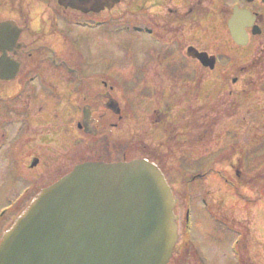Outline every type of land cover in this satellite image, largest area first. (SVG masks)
Instances as JSON below:
<instances>
[{
    "label": "flooded vegetation",
    "instance_id": "flooded-vegetation-1",
    "mask_svg": "<svg viewBox=\"0 0 264 264\" xmlns=\"http://www.w3.org/2000/svg\"><path fill=\"white\" fill-rule=\"evenodd\" d=\"M130 1L134 8V32L130 35L146 36L155 45L146 51L133 45V69L123 71L120 61L124 58L109 54L104 45L107 25L95 29L79 26L82 19L107 23L110 17L102 15L107 10L84 15L77 9V0H0V165L15 162L21 168L20 176L26 179L17 178L14 186L8 187L7 204L0 208V237L44 188L70 172L69 167L63 173L49 172L51 177L45 181L46 152H75L72 166L87 162V156L77 159L80 151L100 153L97 161L117 162V158L125 157L126 146L132 148L124 139L126 120L139 122L142 112L148 114L150 129L156 135L169 137L170 129L177 126L178 133L188 132L194 113L187 110L190 98L199 102L195 115L201 117L202 125L208 124L205 132L227 128L225 134L229 127L255 116L253 105L257 103L252 102L264 93V0H223L236 2L256 16L254 27L248 30L246 48L236 46L230 38L234 47H253V52L243 66H238L230 45H223L224 53L214 56L217 63L211 73L216 78L211 83V95L202 75L195 77L191 89L187 85L186 53L189 47L194 48L187 43V0H121L120 5ZM174 1L182 8L181 18ZM202 1L197 0L196 6ZM109 3L92 0L88 7ZM191 13L197 20L203 18L201 11ZM231 17L229 9L219 15L218 23ZM99 29L106 34L94 37L91 31ZM126 51L130 55L131 50ZM126 86L132 87V96L124 91ZM142 86L152 89L157 99L154 107L148 104L146 110L138 102ZM174 96L178 98L176 112L171 109ZM208 105L214 117L205 122ZM242 114L245 116L241 118ZM215 116L223 118L227 126L213 124ZM179 119L181 127L173 124ZM139 131L140 126L132 134ZM181 248L184 253L185 247Z\"/></svg>",
    "mask_w": 264,
    "mask_h": 264
},
{
    "label": "rangeland",
    "instance_id": "rangeland-1",
    "mask_svg": "<svg viewBox=\"0 0 264 264\" xmlns=\"http://www.w3.org/2000/svg\"><path fill=\"white\" fill-rule=\"evenodd\" d=\"M224 4L223 0H217L216 5L218 7L224 6ZM174 5L178 6V2L174 1ZM229 7L230 5L221 9L225 13ZM111 15L118 16L120 13L115 11ZM161 15H165V10L162 11L161 9ZM224 25H226L225 22L218 26H205L206 28L201 29L199 34L194 31L195 34L192 37H189L190 35L188 34L187 43L189 44L193 41L202 46L198 47L201 50L205 49L210 53H222L219 51V48L223 47L221 43L225 44V40H229L227 29ZM189 28L186 29L187 32H190L191 28ZM116 29L115 26L114 31ZM177 31H181V28L177 29ZM106 32H103L102 29L91 31L92 35L98 38H101ZM114 33L111 37L104 35V45L107 49H111L108 53H112L115 56H117L116 53L118 51H123L124 49V61H120V64L124 65L121 69L123 71L129 70L133 66L131 51L133 52L134 46L137 50L146 51L155 45L146 36L133 37L126 31ZM118 36L121 37L118 38ZM129 37L130 39H128ZM122 39L128 40L121 41ZM120 42L123 48L120 46ZM174 46L172 47L173 51L175 50ZM232 47L230 48L234 52L233 56L236 57L239 65L243 66L246 59L252 54L253 47L248 49ZM127 49L131 50L130 55H127ZM119 58H122V54H120ZM186 64L189 74H193L194 71L198 70L197 75H202L207 79L206 86H208L210 91L208 95H211V83L216 77L209 70L203 71L200 66L197 69V66L191 61L188 62L186 60ZM196 79L195 77L188 79L187 85L190 89ZM140 90V99L138 101L141 105L140 108L144 110L148 107V104L150 107H154L152 103L157 99L155 100L153 97L152 89L145 86L140 88ZM124 91H126L128 96H132L131 86H126ZM176 95L179 96L180 92L177 91ZM146 96L148 97L146 98ZM177 99L175 96L173 97L172 112H176ZM187 102L189 114L194 112L192 118L189 119L191 128L188 130L190 131L186 132L185 130V132L178 133L180 128L178 126L172 127L173 129H170L171 134H169V140L166 144L167 138L154 134L152 132L153 128L152 130L150 129L151 123L149 122L150 118L147 117L148 114L145 115L141 112L142 114L138 115L139 122L136 119L132 121L126 120L124 122V139L132 145V148L127 146L125 148L126 160L143 159L147 154L152 157L155 155L156 158L161 160L159 162L162 164V168L175 191L178 203L177 213L180 235L184 232V213L187 203H189L193 209L194 219V229L190 240L201 253L205 264H248L251 262L255 263V260L257 264H264V184H261V181H263L262 177L253 178L251 181L247 178V176L254 177L261 169L264 170V93L257 101L259 104H256V117H254V120L259 122L256 123L257 127H255L249 137V143L246 141L247 134H244L241 130L244 126L240 129L238 126L233 125L229 127L228 132L225 134L224 132L227 131V128L221 129V132L217 130L205 132L208 124L202 125L201 117L195 115L199 104L198 100L190 98ZM206 107L209 111L204 110V113H206L205 122H208L214 115L211 114L209 105ZM142 109L140 111H143ZM244 116L242 114L241 118ZM214 121L212 122L213 124L219 122L222 127H226L228 124L225 123L223 118H217V116H215ZM175 123H179L180 127L182 126L181 119L175 120ZM175 123L173 122V124ZM250 123L254 122L250 121ZM201 125L204 127L203 130ZM139 126V133L133 135L132 133L137 132ZM174 128H177V130ZM135 129L136 131H134ZM218 139L220 140L217 143ZM138 140L140 144L137 143ZM82 148L84 146L80 149ZM99 154L92 151L87 153L80 151L77 154V159H85L87 156L88 159L95 160L100 156ZM74 155L75 152H68V150L66 152L59 150L55 153L46 152V157L49 159L43 169L45 181H48L47 177H51L49 172L63 173L68 167V170L71 171L75 166V164L72 166L71 161ZM105 155L104 152L103 156ZM119 159H122V157ZM20 169L15 162L0 165V208L7 204L8 187L14 186L17 178L26 182V179L20 176ZM237 171L242 172L240 184H237L235 179L237 177L235 172ZM27 179L30 181L31 177L29 176ZM22 181L18 185L22 184ZM245 186L247 187L243 188ZM184 241L183 234L179 244L183 245ZM237 244L239 247L235 253L234 249ZM188 253V259L187 261L185 259V263H183V259L179 254L174 264H197L195 254L191 255L193 253L191 251ZM182 255L186 258V252Z\"/></svg>",
    "mask_w": 264,
    "mask_h": 264
},
{
    "label": "water",
    "instance_id": "water-1",
    "mask_svg": "<svg viewBox=\"0 0 264 264\" xmlns=\"http://www.w3.org/2000/svg\"><path fill=\"white\" fill-rule=\"evenodd\" d=\"M255 19L235 12L233 39L247 44ZM190 56L214 68L207 55ZM176 202L146 160L87 163L36 198L0 240V264H168L178 241Z\"/></svg>",
    "mask_w": 264,
    "mask_h": 264
},
{
    "label": "trees",
    "instance_id": "trees-1",
    "mask_svg": "<svg viewBox=\"0 0 264 264\" xmlns=\"http://www.w3.org/2000/svg\"><path fill=\"white\" fill-rule=\"evenodd\" d=\"M194 12V13H198V12H202V13H205L206 15L209 14V11L206 10V9H202V8H198V7H194L191 9V12Z\"/></svg>",
    "mask_w": 264,
    "mask_h": 264
}]
</instances>
